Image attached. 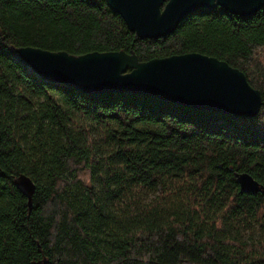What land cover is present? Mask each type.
I'll list each match as a JSON object with an SVG mask.
<instances>
[{
  "label": "trees",
  "instance_id": "trees-1",
  "mask_svg": "<svg viewBox=\"0 0 264 264\" xmlns=\"http://www.w3.org/2000/svg\"><path fill=\"white\" fill-rule=\"evenodd\" d=\"M197 52L242 71L264 101V6L198 9L137 38L105 0H0V264H264V106L254 117L153 96L86 94L15 59ZM35 187L28 199L20 175Z\"/></svg>",
  "mask_w": 264,
  "mask_h": 264
},
{
  "label": "water",
  "instance_id": "water-1",
  "mask_svg": "<svg viewBox=\"0 0 264 264\" xmlns=\"http://www.w3.org/2000/svg\"><path fill=\"white\" fill-rule=\"evenodd\" d=\"M137 38L173 33L190 13L221 7L237 16L254 14L264 0H105ZM19 60L40 79L86 94L135 93L184 107L240 117L256 116L264 101L245 74L224 60L197 52L139 61L134 52L92 51L72 55L33 46L15 48ZM240 192H264L247 172L234 173ZM15 186L30 205L33 181L20 175Z\"/></svg>",
  "mask_w": 264,
  "mask_h": 264
},
{
  "label": "bare ground",
  "instance_id": "bare-ground-1",
  "mask_svg": "<svg viewBox=\"0 0 264 264\" xmlns=\"http://www.w3.org/2000/svg\"><path fill=\"white\" fill-rule=\"evenodd\" d=\"M15 54H16V53H15ZM15 58H16V59H19L18 56H17V54L15 55Z\"/></svg>",
  "mask_w": 264,
  "mask_h": 264
},
{
  "label": "rangeland",
  "instance_id": "rangeland-1",
  "mask_svg": "<svg viewBox=\"0 0 264 264\" xmlns=\"http://www.w3.org/2000/svg\"><path fill=\"white\" fill-rule=\"evenodd\" d=\"M15 56V55H14Z\"/></svg>",
  "mask_w": 264,
  "mask_h": 264
}]
</instances>
